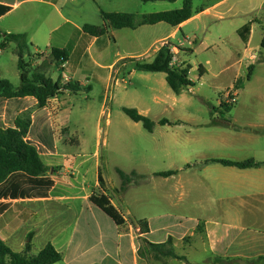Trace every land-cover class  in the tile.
I'll return each instance as SVG.
<instances>
[{
	"label": "crops",
	"instance_id": "obj_1",
	"mask_svg": "<svg viewBox=\"0 0 264 264\" xmlns=\"http://www.w3.org/2000/svg\"><path fill=\"white\" fill-rule=\"evenodd\" d=\"M230 1L215 0L179 26L163 22L120 29L132 33L120 38L118 32L122 31L112 28L102 36H92L83 29L86 25L104 26L102 11L113 12L108 10V0H0V4L11 8L0 17V44L4 34H25L34 68L54 81L62 83L67 77L69 83H79L83 88L75 94L63 91L44 108H39L33 97L0 98L3 126L13 127L25 116L31 119L27 138L43 145L41 159L50 168L47 175L55 183L47 197L2 200L10 207L0 215V237L14 252H23L32 234L31 254L52 244L63 255L56 264H194L189 254L194 249L210 252L206 264H264V138L257 130L264 131V118L248 115L250 105L237 100L230 111L222 107L224 119L199 125L183 113L178 97L183 91L176 94L165 73L143 72L141 79L153 95V104L147 101V95L140 98L135 88V102L128 108L137 109L157 123L153 132L144 128L152 136L149 149L125 167L113 162L111 156L116 149L102 145L104 118L108 130L117 131L111 114L104 115V107L115 102L121 73L136 61L152 62L166 44L172 46L177 65L185 67L182 53H192L186 43L191 44V39L195 40L192 44L199 43L196 33L187 29L191 24L197 22L199 28L200 22L209 18L228 20L233 27L241 45L232 53L237 70L230 86L241 81L245 68L251 65L255 70L264 49V0ZM246 25L249 30L244 33L248 39L245 42L239 31ZM52 48L65 49L70 54L62 70L50 60L34 59L39 52ZM202 70L200 77L204 79L208 70ZM136 72L140 71L135 68L129 77L135 78ZM87 87L91 91L84 101L77 96ZM96 101L101 111L95 120L90 104ZM154 110L159 112L156 118L152 116ZM162 119L170 123L159 124ZM189 124L196 128L194 135L186 129ZM126 125L132 126L127 119ZM86 133L97 135L93 145ZM129 134L121 132L123 136ZM119 154L133 159L135 149ZM162 158L180 160L186 166L170 177L157 176L159 172L152 170L151 164ZM249 159L263 165L240 169L212 161ZM117 169L137 173L124 192H120L122 180ZM138 177L142 178L139 182ZM158 177L171 183L169 190L162 192L161 187L154 186L151 195L142 191L143 183ZM93 196H105L125 224H116L91 201ZM141 220L148 222L146 233L137 224ZM171 240L174 250L177 246L184 250L175 252L185 259H153L148 243L165 244Z\"/></svg>",
	"mask_w": 264,
	"mask_h": 264
},
{
	"label": "trees",
	"instance_id": "obj_2",
	"mask_svg": "<svg viewBox=\"0 0 264 264\" xmlns=\"http://www.w3.org/2000/svg\"><path fill=\"white\" fill-rule=\"evenodd\" d=\"M176 2L177 0H142L144 3L149 2ZM11 10L10 7L0 4V17L4 16ZM200 11L195 10L192 0H186L182 8L157 12L151 14H133L125 12L102 11L103 27L86 25L83 29L92 36H102L109 32V29H137L144 25H155L167 23L172 26H179ZM249 30V26H244L239 32L243 41H247L244 35ZM3 42L0 49H4L8 44L16 45V55L18 57V68L21 71V84L15 87L10 81L0 80V98H25L33 97L38 101V107L44 108L48 102L59 96L63 91H70L75 94L83 90L79 83H68L63 86L60 81H54L39 68H34L27 58H33L31 45L25 34H4ZM264 48V36L261 43ZM170 44L164 45L156 54L152 62L136 61V70L140 72L165 73L169 87L176 93L180 94L184 89L193 87L190 79L191 67H177L172 65L175 54L172 52ZM70 54L65 49L52 48L51 55L48 58L56 68L62 70L63 65L69 60ZM200 76L204 72L202 67L199 68ZM248 79L251 78L254 67L248 68ZM238 88H241L238 84ZM90 92L91 87L85 88ZM232 107H226L228 111ZM123 112L134 122L142 123L148 132H153L157 123L147 116L142 115L135 108L124 107ZM170 123L167 119H162L159 124L165 125ZM31 128V119L28 116L19 118L13 127H5L0 123V215L5 212L10 203L2 202L3 199L26 198V197H47L54 187L55 183L48 172L47 167L41 159V153L45 150L43 145L29 140L28 134ZM224 165L234 166L240 169L256 168L263 163L254 159L242 162H232L228 160H212ZM122 185L120 192L126 191L137 173L126 174L117 169ZM177 174L174 171L161 172L157 176L170 177ZM91 201L108 214L118 225H124V219L120 213L110 204L105 196H93ZM131 223L136 225L134 221ZM141 232H148V222L146 220L138 221ZM201 229L199 228V231ZM32 237H27V243L23 252H14L0 237V264H56L63 259V255L56 250L52 244L46 245L38 254L32 255ZM151 255L155 260L164 258L185 259L180 257L172 247V240L165 244L148 243Z\"/></svg>",
	"mask_w": 264,
	"mask_h": 264
},
{
	"label": "rangeland",
	"instance_id": "obj_3",
	"mask_svg": "<svg viewBox=\"0 0 264 264\" xmlns=\"http://www.w3.org/2000/svg\"><path fill=\"white\" fill-rule=\"evenodd\" d=\"M185 1L186 0L144 3L142 0H108V10L133 14H150L180 9L183 7ZM192 1L195 10H201L202 7L210 5L215 0ZM124 2L127 4L124 5ZM230 3L234 4L235 0H231ZM206 20L208 21L200 22L199 28H197V22L191 24L187 28L190 32L196 33L199 43L192 44L195 42L194 39L190 40L191 44H188V42L186 43V47L191 48L192 53L183 52L182 56L186 58V64L191 67L190 78L193 81V87L184 89L183 92L178 95L180 106L184 108L183 113L195 119L199 125L204 124L205 122H210L212 119H224L220 100L223 97L227 86H230V84L233 83L237 67L234 66L235 59L232 53H234L237 46L241 45L237 35L233 34V27L230 26L228 20L225 22L212 21L209 18ZM120 31H122L118 32L120 38H123L125 35H132L130 30ZM233 38H235V41ZM15 49V44H13L11 48H7L0 52V80L6 79L13 84L19 85L21 83V71L18 68V57ZM261 51L262 54L259 58V64L252 73L251 79H248L249 70L247 67L242 71V82L240 80L238 82L242 89L238 91L239 96L237 99L240 100V102L242 101L243 103L250 105L248 115L254 119L264 118V49ZM26 60L30 62L29 58ZM201 66L208 70L204 79L200 77L199 68ZM135 68V63L128 64L127 68L121 73L119 79L122 83L119 88H116L115 94L117 96L115 102L109 104L104 111V115L106 116L111 114V119L114 125L118 126L117 131H115V129L108 130V127L105 126V118L102 124V145H107L109 148L116 149L117 151H113L111 158L115 164L125 167L131 166L134 162L133 160H137L139 155L140 157L143 156V152L146 151V149H149V145H151L149 139L152 138L142 124L137 125L131 122L122 110L123 107H128L134 104L135 88L139 89L138 96L140 98L141 95L143 97L147 95V101L153 104V95L150 91L145 89V82L141 79V76L145 74L143 72H136L135 78L129 77L130 72L135 70ZM123 80H125L126 83L123 82ZM141 85H143V87ZM89 93L90 92L85 90L84 93L79 94L77 97L84 100ZM90 108L95 116L94 119H98L101 111L100 104L97 101L95 103L92 102ZM210 112L214 114L213 117ZM152 116L154 118L158 117L159 112L154 110ZM126 119L132 126L126 125ZM194 128V125L189 124L186 129L192 130V135H194L196 133V128ZM257 130L258 132H261L259 134L264 138V131L260 129ZM107 131H109V134ZM121 132H128L130 134L128 136H123L121 135ZM86 135L88 140L91 141V145L97 141V135L95 133H86ZM104 139L107 140V143H104ZM170 144L173 148L176 147L174 143L171 142ZM129 149H135V154H133L135 158L126 159L119 154V152L128 151ZM103 156L106 157L107 153L105 152ZM151 165L152 170L159 173L168 171L176 172L180 167L184 168L186 166L185 163H182L180 160L174 162L165 158L155 161ZM136 180L139 182L142 178L138 177ZM144 185L145 188H142V191H146V194L151 195L153 194L154 186L161 187L162 192H164L165 190L170 189L171 183H166L164 178L158 177L156 181H147L142 184V186ZM175 250L179 253L184 251L178 246ZM189 254L194 264H206V260L210 257V252L202 249H194Z\"/></svg>",
	"mask_w": 264,
	"mask_h": 264
},
{
	"label": "built area",
	"instance_id": "obj_4",
	"mask_svg": "<svg viewBox=\"0 0 264 264\" xmlns=\"http://www.w3.org/2000/svg\"><path fill=\"white\" fill-rule=\"evenodd\" d=\"M173 52V51H172ZM51 55V50H45V51H41L39 52L34 58L35 60H38V61H46L48 60V58L50 57ZM31 64H32V60H30ZM33 64L34 61H33ZM32 64V66H33ZM172 65L174 66H177V67H180L177 65V58H176V55L174 56L173 58V61H172ZM34 67V66H33ZM65 67V65H63L62 69ZM69 83V80L68 78L64 77L63 81H62V85L65 86ZM238 91H239V88H238V84H233L232 86L228 87L226 89V91L224 92V95L223 97L221 98L220 100V105L221 107H232L234 106L236 103H237V98H238ZM107 106L104 107V111L106 109ZM141 230V229H140Z\"/></svg>",
	"mask_w": 264,
	"mask_h": 264
}]
</instances>
